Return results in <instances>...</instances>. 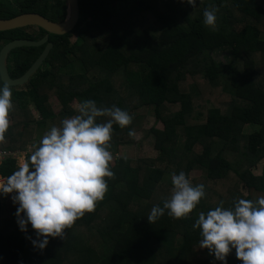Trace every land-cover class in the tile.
<instances>
[{
  "label": "trees",
  "instance_id": "16d2710c",
  "mask_svg": "<svg viewBox=\"0 0 264 264\" xmlns=\"http://www.w3.org/2000/svg\"><path fill=\"white\" fill-rule=\"evenodd\" d=\"M211 7L218 9L215 27L203 24ZM78 8L74 29L64 35L37 27L0 32V49L46 35L52 43L28 82L19 91L11 87L13 124L0 150L25 153L26 161L28 146L34 150L50 127L74 116L71 102L92 99L133 118L126 128L113 124V154L135 143L128 131L138 132L140 112L150 110L162 124L146 134L157 155L112 159L114 176L106 178L103 199L65 229L64 239L49 238L43 251L28 239H35L30 225L27 233L19 230L16 206L0 199V264H220L200 248L193 224L200 212L264 196V0H197L193 8L182 0H78ZM66 10L65 0H0V19L37 13L57 23ZM43 48L12 50L9 76L23 75ZM223 50L229 58L220 62L215 56ZM74 63L77 73L63 71ZM51 97L61 106L58 113ZM19 167L9 156L0 162V175L7 179ZM180 171L193 185L203 184L205 196L188 216L173 218L165 210L150 224L151 208L170 199L171 175ZM193 172L199 173L191 180ZM227 264H241L234 250Z\"/></svg>",
  "mask_w": 264,
  "mask_h": 264
},
{
  "label": "clouds",
  "instance_id": "9594fccd",
  "mask_svg": "<svg viewBox=\"0 0 264 264\" xmlns=\"http://www.w3.org/2000/svg\"><path fill=\"white\" fill-rule=\"evenodd\" d=\"M192 8L197 0H182ZM218 9L206 8L203 24L215 27ZM12 90L7 82L0 83V138L9 126L12 110ZM78 114L63 119L61 126H52L40 139L39 145L10 176L1 177L0 196H10L16 206V223L27 233L29 225L35 239L28 237L35 249L43 251L49 238H65V229L92 212L103 199L114 176L110 169L113 157L110 140L113 124L126 128L132 116L116 105L99 107L92 99L77 105ZM108 117L103 122L100 118ZM129 137L136 135L128 131ZM25 158V157H24ZM172 194L163 206L151 208L150 224L165 214L173 218L188 216L205 196L203 184L193 185L184 171L171 175ZM199 229V245L220 264L234 250L241 264H264V196L255 201L240 198L231 208L217 206L207 213L200 212L193 224Z\"/></svg>",
  "mask_w": 264,
  "mask_h": 264
},
{
  "label": "water",
  "instance_id": "95a60500",
  "mask_svg": "<svg viewBox=\"0 0 264 264\" xmlns=\"http://www.w3.org/2000/svg\"><path fill=\"white\" fill-rule=\"evenodd\" d=\"M67 5L66 17L62 22H52L44 16L37 13H24L10 19H0V32L11 31L20 28L37 27L52 35H64L72 31L78 21L79 8L78 0H65ZM44 48L34 63L20 77L13 79L9 76L6 59L9 53L21 47H40ZM52 43L48 42V36H44L40 40L15 39L0 49V80L7 82L10 87H20L25 85L29 78L40 68L47 58Z\"/></svg>",
  "mask_w": 264,
  "mask_h": 264
},
{
  "label": "rangeland",
  "instance_id": "374dc122",
  "mask_svg": "<svg viewBox=\"0 0 264 264\" xmlns=\"http://www.w3.org/2000/svg\"><path fill=\"white\" fill-rule=\"evenodd\" d=\"M71 41H74V36H72ZM228 58H229L228 52L225 50H223L222 52H219L215 56V59L220 61V62H225L228 60ZM63 71L67 72V73H77L79 71V65L77 63H74V64L66 67ZM21 87H23V86L15 87L14 89L16 91H19L21 89ZM216 93H214V96H217ZM214 96H213V101L215 100ZM49 105L55 113H58L61 109V106L55 97H51L49 99ZM77 105L78 104L75 101L71 102V107H72L73 111L75 112L74 115L78 114L76 111ZM222 106L224 107V105H222ZM29 112L31 113L32 117H34L35 120L38 119V113L33 109L32 106H29ZM140 113L144 116V120H143V123H142L139 131L136 132V135L134 136L135 143L131 146L124 147L123 149H121V151L117 152L116 154H113L110 151L112 154L113 160L115 158H118L120 155H122L126 158H130L132 160L154 158L157 155V152L153 148L152 137L147 136L146 134L151 127H154L156 129H162V124L155 120V118L153 117L150 110H144ZM8 120H9V125L13 124V121H12L13 119H11V117H8ZM49 127H50V124H49ZM253 129H254V127H253ZM253 129H252V127H246L245 131L249 133ZM27 149H28L29 153H32L33 148L31 146H28ZM17 163H18V166L23 165L25 163L24 156L18 155ZM261 168H262V162H260L258 164V166L254 169V173L259 174L261 172ZM198 173L199 172H193L190 175L191 180L194 179L195 177H197ZM1 183L3 184V182H1ZM217 194L219 196H221V194H223L222 189H217ZM0 199H1V203L4 205L8 204L9 202H12L10 196H0Z\"/></svg>",
  "mask_w": 264,
  "mask_h": 264
},
{
  "label": "built area",
  "instance_id": "2783aa9c",
  "mask_svg": "<svg viewBox=\"0 0 264 264\" xmlns=\"http://www.w3.org/2000/svg\"><path fill=\"white\" fill-rule=\"evenodd\" d=\"M33 151H34V150H32V152H33ZM24 154H25V153H23V154H19V153H11V152H7V151L0 150V162H1L3 159H5V158H7V157H9V156L14 157V158H17L18 155H20V156H21V155L24 156ZM1 182L5 183V179L2 178V177L0 176V184H2Z\"/></svg>",
  "mask_w": 264,
  "mask_h": 264
}]
</instances>
